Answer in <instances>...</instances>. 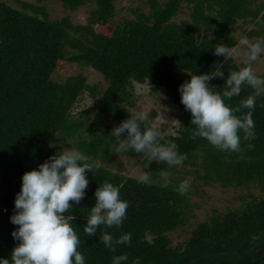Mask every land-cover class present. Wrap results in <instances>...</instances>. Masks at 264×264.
Wrapping results in <instances>:
<instances>
[{"label":"trees","instance_id":"16d2710c","mask_svg":"<svg viewBox=\"0 0 264 264\" xmlns=\"http://www.w3.org/2000/svg\"><path fill=\"white\" fill-rule=\"evenodd\" d=\"M44 1L0 0V259L11 264V252L19 243L11 234L18 225L10 217L16 212L22 175L59 152L53 144L63 139L102 164L99 170L86 171L85 196L65 214L75 216L71 223L85 264H112L113 256L121 254L128 256L121 264H264V95L257 98L252 115L256 138L244 140L241 132L243 150L225 152L204 138H190L195 125L179 92L191 78L188 72L223 71L224 78L208 82L213 92L222 94L229 72L244 65L216 55L214 47H234V24H258L264 0H146L147 12L120 21L114 20L116 0H93L86 22L78 24L68 15L52 18ZM60 1L76 10L91 0ZM178 14L184 17L177 20ZM263 30L264 26L252 28L247 35L260 37ZM68 66L76 73L61 82L51 79L54 71ZM84 67L102 75L106 87L88 83ZM134 82L147 83L151 92L164 88L178 123L173 134L159 129L187 155L182 165L169 167L149 163L145 154L124 153L148 165L150 186L103 165L116 154L111 122L120 124L130 117L126 107L133 105ZM252 91L244 86L239 96L225 98V103L234 107ZM84 93L93 100L92 113L74 121L71 110ZM155 115L154 110L149 113L150 122ZM248 144L254 148L249 150ZM161 170L168 173L167 186ZM188 177L195 189L199 184L220 185L248 193L238 195V206L214 212L173 245L168 233L186 232L189 226L191 190L186 195L175 190ZM105 181L117 186L128 203L122 226L107 231L114 238L131 233V245H116L115 252L99 240L103 226L95 236L83 231L95 190ZM253 188L260 194L251 192Z\"/></svg>","mask_w":264,"mask_h":264},{"label":"clouds","instance_id":"9594fccd","mask_svg":"<svg viewBox=\"0 0 264 264\" xmlns=\"http://www.w3.org/2000/svg\"><path fill=\"white\" fill-rule=\"evenodd\" d=\"M216 55L225 60L243 56V67L230 71L224 79L222 94L213 92L209 81L215 77L224 78L223 71L214 74L195 75L188 72L190 80L179 86L181 103L191 113V139L204 138L219 151L241 152V136L244 140H254L256 133L252 119L258 97L264 95V77L253 68V64L264 54V39L255 42L242 37L236 49L218 44ZM244 86L253 91L238 105L230 107L225 98L231 99L241 94ZM242 109H248L242 113ZM236 113H242L236 115ZM117 145L115 153L124 154L130 150L145 154L149 163H167L169 167L180 166L187 159L186 154L178 152V146L165 140L159 127L149 121V114L142 110L131 113L112 130ZM122 136L124 138H122ZM163 141V143L161 142ZM247 148L252 150L253 144ZM102 164L76 149L64 148L38 169L24 172L20 192L15 198L16 212L10 217L18 228L11 234L19 243L11 252V264H85V257L78 251L80 239L72 226L74 215H65L74 205L83 200L89 181L86 171L99 170ZM159 175L167 186L168 173L161 170ZM133 177L138 183L151 185V173L134 169ZM190 189L188 180L181 182L175 189L180 195H186ZM95 204L90 208L83 228L86 236L97 234L103 226L99 240L106 248L116 251V245H131V233L114 238L107 229L120 228L126 218L128 203L120 198L119 188L105 181L96 188ZM71 202V203H70ZM127 254L113 256L112 264L127 261ZM0 264H10L9 259H0Z\"/></svg>","mask_w":264,"mask_h":264},{"label":"rangeland","instance_id":"374dc122","mask_svg":"<svg viewBox=\"0 0 264 264\" xmlns=\"http://www.w3.org/2000/svg\"><path fill=\"white\" fill-rule=\"evenodd\" d=\"M35 2L36 0H28ZM40 4V3H39ZM46 8L48 13L52 18L59 19L65 15L70 17V20L74 24L85 23L86 18L89 15L90 10L95 6L94 1L86 3L85 5L77 8L76 10L66 9L60 0H46L42 3ZM187 11L186 8H184ZM148 6L146 0H116L115 10H114V20L120 21L122 18H135L136 13L147 12ZM264 14V9L262 10L260 16ZM259 16V23L255 22L243 23L238 21L234 24V38L236 44L231 49H236L238 42L242 37H246L249 40L255 42L257 39L264 37V30L262 31V36L251 37L247 35V31L252 28L263 27L264 19ZM183 14H178L176 19L179 20L183 18ZM243 56L242 54L237 56L234 60L228 58V62H234L236 64H242ZM254 70L261 76H264V54L261 55L260 59L253 64ZM77 70L68 66V69H57L51 75L53 81L61 82L70 73H76ZM82 72L87 77V81L90 84H97L99 87H106V82L102 75L94 71L90 67H84ZM133 105L126 107V112L131 116V113L139 112L145 110L148 114L154 110L156 115L151 121L153 124L157 125L159 128H165V134H173L175 132L178 119L173 116L174 109L172 108L164 88L160 87L156 92H151L147 83H133ZM93 105V100L87 93H84L80 100L73 106L71 110L72 119L74 121L84 120L87 116H90L92 110L89 108ZM87 110L85 115H81L82 111ZM112 127H116L119 124L112 121ZM54 148L58 151H62L64 148L76 149L73 144L66 143L63 139H60L57 144H53ZM109 169L113 171H120L126 175L133 176L134 169H140L147 172L149 167L147 164L143 163L141 159L137 157H128L124 154H113L111 159L104 162ZM187 180L190 183V200L193 203L192 209L189 213V226L187 231H174L168 233L172 239V244L183 241L188 237L189 230L194 227L199 221L204 220L209 215L214 212H224L229 208L236 207L240 204L239 194H247L248 190H241L238 187H222L220 185H202L195 189L191 179L188 177ZM251 192L255 194H260L257 189H251Z\"/></svg>","mask_w":264,"mask_h":264}]
</instances>
